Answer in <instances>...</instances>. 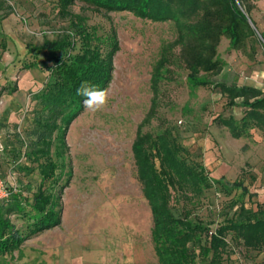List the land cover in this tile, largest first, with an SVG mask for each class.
Returning a JSON list of instances; mask_svg holds the SVG:
<instances>
[{
  "label": "rangeland",
  "instance_id": "1",
  "mask_svg": "<svg viewBox=\"0 0 264 264\" xmlns=\"http://www.w3.org/2000/svg\"><path fill=\"white\" fill-rule=\"evenodd\" d=\"M246 2L257 30L239 49L221 36L217 57L222 69L205 76L264 89V0ZM80 7L76 2L71 10L84 15L98 34L116 31L119 50L107 88L108 103L97 112L84 108L68 128L67 150L63 159H57L62 181L71 172L61 196L60 225L0 255V264H158L151 240V212L136 177L131 143L153 96L152 67L162 44L175 38L176 27L172 21L154 22L125 11L96 13ZM67 25L57 14L56 0H0V153L6 154L4 147L13 133L29 139L31 99L47 80L46 70L24 68L43 58L42 53L27 52V47L55 38ZM171 56L158 82L156 111L142 129L155 134L169 127L186 155L201 162L212 177H224L199 196L184 201L176 193L171 202L175 214L189 211L211 231L237 209L236 177L255 194L251 201L245 195L246 206L255 208L256 201L264 202V133L250 129L247 137H232L213 118L229 113L239 118L241 107H225V96L210 85L198 86L191 93L178 47ZM0 171L10 185L19 182V172L11 162L0 160ZM29 177L38 183L36 173L22 180ZM14 221L23 232L28 231L24 218ZM231 250L230 260L235 264H264V250H246L234 242Z\"/></svg>",
  "mask_w": 264,
  "mask_h": 264
},
{
  "label": "trees",
  "instance_id": "2",
  "mask_svg": "<svg viewBox=\"0 0 264 264\" xmlns=\"http://www.w3.org/2000/svg\"><path fill=\"white\" fill-rule=\"evenodd\" d=\"M76 2L81 3V10L125 11L154 22L172 21L176 27L175 38L162 44L152 67L153 96L131 143L136 177L151 212V240L158 264H235L230 260L232 242L246 250H264V202L256 201L255 208L246 206L245 195L251 201L255 194L239 177L233 181L240 189L237 209L214 230L190 216L189 211L175 214L171 202L176 193L188 201L224 177H212L201 162L186 155L169 127L155 134L142 129L156 111L158 82L178 47L188 70L186 82L191 93L198 86L210 85L225 96V107H241L239 118L231 113L218 114L214 121L234 138L247 137L250 129L264 133V90L211 81L205 76L216 75L222 69L217 57L221 36L239 49L257 30L246 0H56L58 16L68 21L66 29L38 46L27 47V52L35 56L42 53L43 58L28 62L24 68L47 71L43 88L31 99L34 106L27 128L29 139L13 133L4 147L6 154L0 153V160L11 162L20 175L16 176L19 182L10 185L0 171L8 191L0 200V255L17 250L32 235L60 225L61 196L71 172L62 181L63 170L57 172V159L64 158L68 128L84 109L83 97L76 95V88L81 81H90L107 89L113 78L114 55L119 50L116 31L112 28L108 34H98L84 15L72 12ZM9 143L12 147L7 148ZM34 173L38 183H33L31 177L22 180V176ZM17 217L26 220L27 232L14 221Z\"/></svg>",
  "mask_w": 264,
  "mask_h": 264
},
{
  "label": "clouds",
  "instance_id": "3",
  "mask_svg": "<svg viewBox=\"0 0 264 264\" xmlns=\"http://www.w3.org/2000/svg\"><path fill=\"white\" fill-rule=\"evenodd\" d=\"M76 95L83 97L82 103L86 110L100 111L108 103V90L93 85L90 81H81L76 88Z\"/></svg>",
  "mask_w": 264,
  "mask_h": 264
},
{
  "label": "built area",
  "instance_id": "4",
  "mask_svg": "<svg viewBox=\"0 0 264 264\" xmlns=\"http://www.w3.org/2000/svg\"><path fill=\"white\" fill-rule=\"evenodd\" d=\"M8 195V191L5 187L4 180L0 177V200Z\"/></svg>",
  "mask_w": 264,
  "mask_h": 264
},
{
  "label": "water",
  "instance_id": "5",
  "mask_svg": "<svg viewBox=\"0 0 264 264\" xmlns=\"http://www.w3.org/2000/svg\"><path fill=\"white\" fill-rule=\"evenodd\" d=\"M248 21L251 23V20L250 19H248Z\"/></svg>",
  "mask_w": 264,
  "mask_h": 264
},
{
  "label": "crops",
  "instance_id": "6",
  "mask_svg": "<svg viewBox=\"0 0 264 264\" xmlns=\"http://www.w3.org/2000/svg\"><path fill=\"white\" fill-rule=\"evenodd\" d=\"M262 90H264V89H262Z\"/></svg>",
  "mask_w": 264,
  "mask_h": 264
}]
</instances>
